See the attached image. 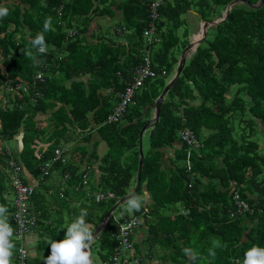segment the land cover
<instances>
[{
	"label": "trees",
	"instance_id": "1",
	"mask_svg": "<svg viewBox=\"0 0 264 264\" xmlns=\"http://www.w3.org/2000/svg\"><path fill=\"white\" fill-rule=\"evenodd\" d=\"M232 1L165 0L157 21L159 41L147 44L151 0H122L120 15L113 8L114 0L112 4L106 0H0V5L10 10L0 19V95L8 99L3 104L0 98V143L5 144L0 149V204L9 210L14 244L15 207L9 195L15 193L7 165L6 149L10 147L6 144H17L21 134L23 148L12 149V153L39 177L42 166L52 161L55 149L61 146V137L65 142L71 140L72 136L66 135L71 128L82 130V141L88 140L95 128L102 131L104 139L106 131L113 134V140L107 136L109 152L100 158L97 185L88 188V197L86 191L82 193L89 205L81 201L72 206L68 190L64 199V193L62 199L56 196L62 213L45 232L51 241L63 240L67 226L79 216L81 208L88 210L86 222L93 223L95 230L111 207L135 188L140 131L154 121L156 100L178 68L180 46L185 50L191 42L189 27L185 28L184 39L179 35L180 27L189 22L193 10L208 21L223 18ZM246 1L249 4L234 6L226 20L208 28L207 36L187 58L169 90L160 120L149 128V149L145 152L143 148L144 167L135 192L143 195L146 189L151 201L138 212L123 213L115 223L109 219L93 240L92 247L98 244L105 264H113L120 225L132 218L139 220L137 231L146 226L148 235L143 242L133 236L130 259L138 257L145 264H243L248 249L253 245L264 247V4L255 8L250 3L259 0ZM115 15L118 18L108 35L117 39L103 33L100 25L99 32H91L96 18ZM48 17L52 24L44 33L47 52L37 54L29 40L43 31ZM147 48L151 49V65L158 76L144 80L120 122L109 123L118 94L134 80V71L144 63ZM29 49L36 61L25 54ZM40 69L45 70L46 79L40 84L43 96L35 106L30 94L11 96L5 91L17 80L30 81ZM88 74L87 80L82 79ZM49 111L54 129L50 146L37 151L45 130L38 126L36 116ZM185 127L202 145L188 158V145L184 143L175 158L177 163L170 172L164 171L161 148L175 145L180 140L179 130ZM124 148L133 149L126 164L122 154L112 152ZM74 153L77 161L69 162L65 152L50 171L60 169L63 177L70 171L71 179H63L83 187L86 166L93 168L99 156L95 151L89 154L83 145L76 146ZM73 188L79 200L81 196ZM98 192L114 196L97 201L94 194ZM236 193L249 205L242 213L237 212ZM42 195L38 190L32 197L36 211L41 209ZM64 212L70 215L66 225L62 222ZM39 220L40 215V225ZM146 243L149 249L144 251ZM185 248L194 250L196 257L185 255ZM47 250L49 253L51 247ZM210 250L215 256L209 254ZM14 261L17 264V254Z\"/></svg>",
	"mask_w": 264,
	"mask_h": 264
},
{
	"label": "built area",
	"instance_id": "2",
	"mask_svg": "<svg viewBox=\"0 0 264 264\" xmlns=\"http://www.w3.org/2000/svg\"><path fill=\"white\" fill-rule=\"evenodd\" d=\"M165 0H151L149 5L151 22L150 27L145 30V40L147 44H151L153 42L159 41V35H156L157 21L161 15V8L164 4ZM63 6V5H62ZM61 6V9L63 8ZM59 9L60 16L63 15V11ZM69 35L73 36L74 31L70 30ZM47 52V49H46ZM45 52V53H46ZM152 59H151V49L147 48L145 52V61L140 64L134 71V80L131 82H127V86L124 91H121L118 94V102L114 105L111 113L108 116L109 123H117L120 122L133 101L137 90L143 85L144 80L149 77H157L158 73L152 68ZM166 73L165 71L163 72ZM46 74L44 69H40L33 76L30 81L26 80H17L12 84L5 87L7 93L11 94V96L20 95L23 97L24 95L30 94V99L33 105L35 106L39 99L43 96V92L40 90V84L45 83ZM21 108L22 104L19 105ZM179 138L181 142L188 145V158L190 157L191 152L195 149L197 150L201 147L202 143L197 135L188 127L180 129L178 132ZM6 153L9 156L7 161L8 171L10 172V178L12 186L15 191V211L13 214V218L16 222V230H15V240H16V248L18 261L17 264H29V256L28 252L24 246L26 235L31 232L38 225V215L36 216L31 212V199L36 191L35 184L27 183L23 178V164L15 157V154L12 153V149L7 148ZM65 153V149L58 147L55 149L54 157L52 161H47L42 166V175L41 178L44 179L45 176H48L51 171L50 169L53 167V164L61 159ZM63 161L66 160L63 158ZM92 167L86 166V171L82 174V184L83 187H78L74 185L77 192L79 189H83L84 191H88L87 185L90 182V173ZM72 174L70 171H67L64 174V179H71ZM63 195V192H61ZM90 194V191L88 192ZM95 199L97 201H101L102 199L113 197L114 195L109 192L108 194L103 192H98L94 194ZM237 207V212L242 213L245 210L249 209V205L246 200H244L239 193H236L234 196ZM232 215H235V212H232ZM131 225V227H129ZM123 231L117 233V245L114 249V255L112 257L113 264H145L141 262V259L138 257L130 258L133 256L132 248H133V236H135L137 232V228L139 227L138 218H132L128 222L124 223Z\"/></svg>",
	"mask_w": 264,
	"mask_h": 264
},
{
	"label": "crops",
	"instance_id": "3",
	"mask_svg": "<svg viewBox=\"0 0 264 264\" xmlns=\"http://www.w3.org/2000/svg\"><path fill=\"white\" fill-rule=\"evenodd\" d=\"M108 4H112L113 0H106ZM115 4L113 5V8L117 11V14L120 15L121 10H118V7L120 6V3L122 2V0H114ZM110 19H116L118 18V16H104ZM99 18H96L94 23H96V21ZM116 21V20H114ZM93 23V24H94ZM99 29V28H98ZM91 30L94 31L95 26H91ZM91 31V32H92ZM195 39V38H194ZM89 74L85 75L82 77V79H88ZM0 98H2V102L3 104H7V100L5 97V94L0 95ZM52 111H49L48 113H43V112H39L36 116V120L38 122V126L40 128H43L45 130V134H43L40 138V140L37 142L38 143V147H37V151H44L45 149H47L50 146V140L49 137L53 132V127H51L52 125V121H51V113ZM155 111L153 112V118H154V114ZM146 132H149V129L145 131V133L143 134V146H144V135L146 134ZM102 131H99L97 128L92 129V134L89 137L88 140L86 141H82V130H80V128H71L69 133L66 134L68 136H72L71 140L69 142H63V144H60L63 149H65V152L69 155V162L71 159L76 160L79 158L77 153L79 152V150L77 149V153H74V151L76 150V146L78 145H83L85 146L86 151L91 154L93 151L96 152V154L99 156V160L100 158H102L104 155H106L109 150V144L107 142V131H106V135H105V139L102 136ZM149 135V133H148ZM147 135V136H148ZM2 145L4 146V143H0V149L2 147ZM7 146H9L11 149H18L19 151L23 148V142H22V138H21V134L18 137V141L16 145V148L12 147L10 142H8L6 144ZM183 143L181 142V140H177L175 145L173 146H166L161 148L162 151V169L164 171L166 170H170L172 169L173 165H174V160L177 156V153L179 151V149L182 147ZM144 148V147H143ZM80 153V152H79ZM74 156V158H72ZM87 157V156H86ZM87 160V158H86ZM99 160H94V164H93V175L91 176L90 173V179L91 177L93 179H95L94 181H96V183L99 180L100 177V171H99V166H100V162ZM84 165V164H83ZM83 168L80 169V171H82ZM79 171V172H80ZM169 171V172H170ZM9 172V171H8ZM10 173V172H9ZM81 173V172H80ZM23 178L24 180L29 183V184H35L36 186V191H38L39 189H37L38 187H42V189H40L39 191L43 194L42 195V199L41 201H39V204H41V209L39 211H36L37 208H35V206L33 205V201L31 199V212L33 214H35L36 216L40 215V225L38 223L37 227L34 228L31 232H29L26 237H25V243L24 246L28 252V256H29V263L30 264H45V259L47 256L50 255V252L48 253L47 248L51 247L50 246V238L48 237L47 233L45 232L46 228L49 227L50 224H54V221L57 218V215H53L54 212H57L58 217L60 216L61 210H60V206H58V202H56V196H54V198L50 197L51 193L54 194L53 191H51L53 186H61L62 185V189L58 191V194L60 196V198L62 197L61 192L64 193L63 198H65V193L68 190L69 192V197L72 199V206H78L81 203V199L76 200V194H74V181L72 183H68V181H65L63 178V174H61V170L60 169H53L51 171V173L48 176H45L44 179L41 178V176L39 177H35L33 176V174L24 167L23 169ZM52 182L49 181V179H52ZM12 184V183H11ZM84 189H86L85 187H83ZM145 191L147 192V190L145 189ZM79 193H85V191L83 189H79L78 190ZM15 193V191H14ZM148 193V192H147ZM74 196V198H73ZM33 197V196H32ZM14 199H15V194L13 195V203H14ZM62 199V198H61ZM151 200H148V203ZM15 207V205H14ZM15 211V209H14ZM14 214V213H13ZM63 220L62 222H64V225H66L67 223H70V219L65 218V215L63 214ZM67 222V223H66ZM93 225V223H90ZM147 227L143 226L142 228H140L135 236H134V240L135 241H145V238L147 237L148 233H147ZM93 244V242H92ZM92 244H91V256L92 259L94 261V264H97L96 261L94 260L93 257V250H92ZM134 248V247H133ZM132 248V253H134V249ZM41 253V256H40ZM48 253V254H47ZM17 254V248L15 246V248L13 249V257L11 260V264H16V262L14 261V255L16 256ZM103 264H105V262H102Z\"/></svg>",
	"mask_w": 264,
	"mask_h": 264
},
{
	"label": "clouds",
	"instance_id": "4",
	"mask_svg": "<svg viewBox=\"0 0 264 264\" xmlns=\"http://www.w3.org/2000/svg\"><path fill=\"white\" fill-rule=\"evenodd\" d=\"M9 8L0 5V19L9 15ZM52 20L50 17L45 18L43 31L37 33L35 38L29 40L32 49H36L37 54L46 52L47 45L45 32L51 30ZM201 29V28H200ZM29 58L36 61L31 49L25 53ZM40 63H43L40 61ZM150 199L149 194L145 191L143 195L130 194L126 200V211L131 214L138 212L142 206H145ZM8 208L0 204V264H11L13 249L15 244L12 241L14 229L9 223ZM88 210L80 209V214L66 228L63 240L51 241L50 255L46 257L45 264H94L91 256V244L95 239L93 225L86 222ZM131 227V225H129ZM120 231L123 226L120 225ZM185 255L196 257L194 250L185 248ZM210 255L215 256V252L210 250ZM243 264H264V247L253 245L244 253Z\"/></svg>",
	"mask_w": 264,
	"mask_h": 264
},
{
	"label": "water",
	"instance_id": "5",
	"mask_svg": "<svg viewBox=\"0 0 264 264\" xmlns=\"http://www.w3.org/2000/svg\"><path fill=\"white\" fill-rule=\"evenodd\" d=\"M242 2H246L247 4H249L248 1L246 0H233L231 3H229L226 7L225 13H224V17L222 18H218L214 21H208L205 20L203 18V16L201 14H199L197 11L193 10L191 11L192 13L196 14L200 21H201V29H199L198 34L199 37L195 40H191L190 44L185 48V50L183 51L181 57H180V61H179V65L178 68L176 70V73L174 74L173 78L169 81V83L165 86V88L163 89L162 93L160 94V96L157 98L156 100V105H155V115H154V121L147 123L144 128L140 131V162H139V168H138V175H137V182H136V186L133 189V191L131 193H129L128 195H125L124 197L120 198L112 207L111 209L106 213L102 223L95 229L94 231V236L95 239L97 238V236L104 230L106 224L108 223L111 215L114 213V211L122 204L126 203L127 198L129 197L130 194H135V192L138 190L140 183H141V174L143 171V167H144V161H145V155H144V150H143V134L145 133V131L147 129L150 128V126L152 124H157L158 121L160 120L161 117V110H162V104L165 101V98L169 92V90L171 89V87L173 86V84L175 83L176 79L179 77V75L181 74L183 67L186 63L187 58L190 56V54L196 50V48L201 44L202 40L207 36L208 34V28L212 25H218L220 22L226 20L229 16V13L231 11V9L242 3ZM264 4V0H259L257 3H250V5L252 7L255 8H260L262 5ZM94 239V240H95Z\"/></svg>",
	"mask_w": 264,
	"mask_h": 264
},
{
	"label": "rangeland",
	"instance_id": "6",
	"mask_svg": "<svg viewBox=\"0 0 264 264\" xmlns=\"http://www.w3.org/2000/svg\"><path fill=\"white\" fill-rule=\"evenodd\" d=\"M189 19V22H187L186 24L184 23V25L183 26H181L180 27V29H179V35L181 36V38L182 39H184V34H185V28L187 27H189V31H187V32H189V34H188V37H190L191 38V40H195L194 38H195V36L196 35H198V31H199V29L201 28V21H200V19H199V17L196 15V14H194V13H192V14H189V17H188ZM115 22L116 21H114V19H110V18H107V17H100L97 21H96V23H94L93 24V26H95V29L97 30V32H99L100 30H98V28L101 26V29H102V32L104 33V32H106L107 34L106 35H108L109 33H111L112 31H113V26L115 25ZM187 24H188V26H187ZM100 25V26H99ZM92 31V30H91ZM98 34H100V33H98ZM108 36H111L112 37V39H117V37L115 36V35H108ZM180 48H181V53L179 54V58L181 57V55H182V52H183V48L180 46ZM178 50V49H177ZM187 61V60H186ZM173 78V77H172ZM6 91V90H5ZM147 124V123H146ZM145 124V125H146ZM144 125V126H145ZM144 128V127H143ZM142 128V129H143ZM141 129V130H142ZM148 130V129H147ZM148 132H146V134L144 135V150H145V152H147L148 151V149H149V145H148V143H149V139H148ZM108 139H112L113 140V134H110L109 136H108ZM61 144H63V142H65V140L63 139V137H61ZM10 144H11V146L12 147H14V148H16V143H14V142H10ZM111 146H112V144H111ZM122 147H124V146H122ZM121 147V148H122ZM115 149H117V148H115ZM197 150H199V148L197 149ZM112 152H115V153H118V154H122V159L125 161V164L126 163H128L129 161H130V159H129V157H128V155L129 154H132L133 153V149H130V150H128V149H120V151L118 152V151H116V150H112ZM140 158V157H139ZM99 162H100V160H99ZM174 162L175 163H177V161H176V159L174 160ZM167 172H169L170 170H166ZM54 178H52V179H49V181H51L52 182V180H53ZM91 179L92 180H90V182H89V184L87 185V188H93L94 186H96L97 185V183H96V181H94L95 179H93L92 177H91ZM136 186V185H135ZM63 187H62V185L61 186H53L51 189V191H53L54 192V194L53 193H51V195H50V197H52V198H54V196H59V194H58V191L59 190H61ZM37 189H42V187H38ZM90 190H88L86 193H85V196H87L88 197V192H89ZM79 195L81 196V197H79V198H77V199H81L85 204H87V205H89V201H88V199H86V198H84V196H82V194L81 193H79ZM60 197V196H59ZM9 198L10 199H12L13 198V195L11 194V195H9ZM62 198V197H61ZM64 199V198H63ZM102 211H100V213H101ZM125 212H127L126 211V208H124V209H122V208H117L115 211H114V213L111 215V217H110V219H111V223H115V221L117 220H119L120 218H122V214L123 213H125ZM53 215H57L58 216V214H57V212H54L53 213ZM64 215H65V218H67V219H69L70 217V215L68 214V213H66V212H64ZM145 245V247H144V251H147L149 248H147L148 247V244L146 243V244H144ZM98 248H99V246H98V244H95V246L94 247H92V250H93V257H94V260L96 261V263L97 264H103L102 262H103V260L101 259V257H100V255H99V251H98ZM160 250V249H159ZM40 256H41V253H40ZM30 264V263H29Z\"/></svg>",
	"mask_w": 264,
	"mask_h": 264
},
{
	"label": "bare ground",
	"instance_id": "7",
	"mask_svg": "<svg viewBox=\"0 0 264 264\" xmlns=\"http://www.w3.org/2000/svg\"><path fill=\"white\" fill-rule=\"evenodd\" d=\"M199 37V34L195 36V39H197Z\"/></svg>",
	"mask_w": 264,
	"mask_h": 264
}]
</instances>
